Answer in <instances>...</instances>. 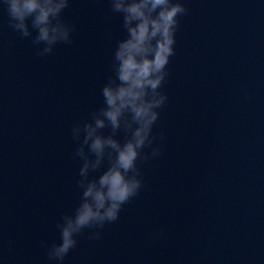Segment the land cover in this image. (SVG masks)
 Returning a JSON list of instances; mask_svg holds the SVG:
<instances>
[{
    "label": "water",
    "instance_id": "95a60500",
    "mask_svg": "<svg viewBox=\"0 0 264 264\" xmlns=\"http://www.w3.org/2000/svg\"><path fill=\"white\" fill-rule=\"evenodd\" d=\"M181 2L154 127L163 154L138 162L140 194L62 264H264V0ZM62 15L73 42L37 56L35 31L10 28L0 0V264H56L41 242H60L80 202L71 128L102 106L126 37L109 0H70Z\"/></svg>",
    "mask_w": 264,
    "mask_h": 264
},
{
    "label": "clouds",
    "instance_id": "9594fccd",
    "mask_svg": "<svg viewBox=\"0 0 264 264\" xmlns=\"http://www.w3.org/2000/svg\"><path fill=\"white\" fill-rule=\"evenodd\" d=\"M8 24L21 37H31L36 55L51 54L57 44H71L74 28L63 12L70 0H3ZM111 11L122 14L126 37L118 40L111 71L101 88L103 104L89 119L74 122V155L81 166L76 184L80 202L72 214L57 222L60 242H41L49 261L62 264L77 247L85 229H103L119 219L123 206L140 194L143 174L138 162L149 163L163 154V132H154L159 109L168 100L160 89L175 55L178 17L187 11L181 0H109ZM30 21V25H29ZM110 129L108 134L103 130ZM123 132L124 138H117ZM107 162V167H104ZM103 168L98 176L91 175ZM93 231L89 239H99Z\"/></svg>",
    "mask_w": 264,
    "mask_h": 264
}]
</instances>
